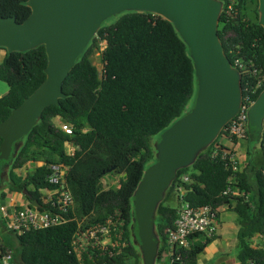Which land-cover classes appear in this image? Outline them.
<instances>
[{
    "label": "trees",
    "instance_id": "16d2710c",
    "mask_svg": "<svg viewBox=\"0 0 264 264\" xmlns=\"http://www.w3.org/2000/svg\"><path fill=\"white\" fill-rule=\"evenodd\" d=\"M257 2L238 0L231 16L221 11L218 24L226 56L232 64L239 59L244 65L240 70L242 97L250 101L264 88V30L258 23ZM29 13L27 0H0V16H14L21 22ZM100 41L104 44L101 71L92 60ZM46 64L43 45L6 53L0 62V80L7 84L0 96V122L44 80ZM62 89L66 97L58 105L46 106L22 138L4 179L6 187L19 193L26 189L28 195L22 194L44 207L41 189L55 186L48 181L49 165L68 167L67 184L74 199L68 216L88 215L91 222H104L118 209L125 219L121 239L126 244L113 257L95 251L94 261L142 264L131 229L132 194L144 169L155 160L150 139L187 111L195 94L188 47L167 19L150 12L124 11L102 22ZM63 123L71 126V133L61 128ZM227 125L192 165L177 171L159 204L155 219L159 254L167 247L166 230L173 227L181 203L187 202L192 207L211 206L217 216L222 206L235 212L239 264H264V247L252 241L257 234L264 236V166H251L249 172L241 166L236 171L228 167V158L220 157L226 149L218 142L227 136ZM246 136L255 137L253 127L246 125ZM258 143L264 146V121ZM68 144L72 153L67 152ZM216 150L218 155L212 156ZM27 163L35 166L23 175L16 171ZM107 173L121 174L117 187L103 188L101 179ZM184 175L187 181L182 180ZM178 183L184 187L182 195L175 189ZM228 186L244 195L223 194ZM76 225L70 219L60 225L25 229L14 238L0 221V233L13 249L15 264H78L71 250ZM213 238L193 234L190 246L179 249L180 264H196Z\"/></svg>",
    "mask_w": 264,
    "mask_h": 264
},
{
    "label": "water",
    "instance_id": "95a60500",
    "mask_svg": "<svg viewBox=\"0 0 264 264\" xmlns=\"http://www.w3.org/2000/svg\"><path fill=\"white\" fill-rule=\"evenodd\" d=\"M264 30V0H257ZM30 13L21 22L0 16V47L7 53L43 45L45 78L0 122V160L7 170L22 138L43 109L66 97L62 84L103 21L124 11L150 12L170 21L188 47L196 78L191 107L154 142L155 160L132 194L133 242L142 264H155L159 251L156 213L177 171L194 163L237 114L242 103L241 71L226 56L218 35L221 0H27ZM247 127L261 138L264 88L249 105ZM111 168L107 169L110 172ZM22 193L27 194V190ZM31 205L39 206L36 200Z\"/></svg>",
    "mask_w": 264,
    "mask_h": 264
},
{
    "label": "built area",
    "instance_id": "2783aa9c",
    "mask_svg": "<svg viewBox=\"0 0 264 264\" xmlns=\"http://www.w3.org/2000/svg\"><path fill=\"white\" fill-rule=\"evenodd\" d=\"M221 1L225 16H231L238 0ZM233 65L239 70L244 69V65L239 59H236ZM261 81V79L258 80L257 86L261 84ZM251 102L248 96L242 97V103L237 114L227 123L226 137L230 140L231 138L238 140L245 136L246 112ZM61 128L66 133L72 132L71 126L66 123H63ZM66 149L69 153L73 152V147L69 144ZM218 151H214L212 156H217ZM220 157L222 159L228 158V167L230 166L232 171L238 170L240 164L231 151H221ZM67 173L68 167L62 164L49 165L48 181L55 186L41 189L40 198L44 207L31 205L30 200L24 204L1 203L0 221L3 222L5 231L16 238L28 228H46L75 219L77 225L71 241V250L75 254L78 264H87V261L98 264L93 259L95 251H99L101 256L107 254L109 257H113L126 244L121 239L125 219L118 209L109 214L104 222H91L88 215L79 219L68 216V211L74 207V199L67 184ZM187 179V175L182 178L183 181H187ZM102 181L103 179H101ZM103 185L105 186L103 188L109 187L102 182ZM175 189L181 195L185 191L182 183H178ZM223 194L241 196L244 195V192L231 189L228 186ZM217 229L218 216L216 210L211 206L192 207L189 203L182 202L173 227L166 230L167 247L161 254L158 253L155 264H180L179 249L190 246L193 234L200 233L207 237H214ZM0 264H15L13 249L5 243L1 233Z\"/></svg>",
    "mask_w": 264,
    "mask_h": 264
},
{
    "label": "crops",
    "instance_id": "0c3cea01",
    "mask_svg": "<svg viewBox=\"0 0 264 264\" xmlns=\"http://www.w3.org/2000/svg\"><path fill=\"white\" fill-rule=\"evenodd\" d=\"M6 50L0 48V62L6 55ZM7 91V86L0 82V96ZM251 139L243 137L241 139L230 140L225 135H222L218 142L226 150L231 151L240 164V168H247V171L252 168L251 166H264V146L255 141L250 146ZM34 163H27L23 167H34ZM2 162L0 161V171ZM20 169H17L18 172ZM30 171V170H29ZM19 173V172H18ZM0 204L1 203H14L24 204L28 199L19 192H12L7 187L0 185ZM236 214L230 208L222 206L218 212V229L216 235L210 241L204 250L199 254L196 264H239L237 260V222ZM4 234V232H3ZM253 244L264 247V236L255 235L253 237Z\"/></svg>",
    "mask_w": 264,
    "mask_h": 264
},
{
    "label": "rangeland",
    "instance_id": "374dc122",
    "mask_svg": "<svg viewBox=\"0 0 264 264\" xmlns=\"http://www.w3.org/2000/svg\"><path fill=\"white\" fill-rule=\"evenodd\" d=\"M100 44V48H99V50H97L95 53H94V55H93V58H92V60H93V63L97 66V68H98V70L99 71H101V69H102V66H103V62H102V59H101V50L103 49V47H104V44H103V42H99ZM0 82L1 83H3V85H5V86H7V84L5 83V82H3V81H1L0 80ZM194 96H195V94H194ZM194 96L192 97V99H190V101L188 102V105H187V107H186V109H188V108H190L191 107V105H192V102H193V99H194ZM157 139V136H152V138L150 139V145H154V142H155V140ZM255 139H251V141H249L250 143V146L252 145V144H254L255 143ZM31 169H33V167H22V168H20V170L18 171L20 174H24L25 172H27V171H29V170H31ZM8 171V170H7ZM6 177H3V179H2V181H0V185L2 186V187H6V184H5V182H4V179H5ZM120 178H121V174L120 173H107L105 176H104V178H103V183H105V184H107L109 187H116V185H118L119 184V180H120ZM103 187H105L104 185H103ZM1 200V199H0ZM174 199L171 201V203H174Z\"/></svg>",
    "mask_w": 264,
    "mask_h": 264
},
{
    "label": "flooded vegetation",
    "instance_id": "af4514ba",
    "mask_svg": "<svg viewBox=\"0 0 264 264\" xmlns=\"http://www.w3.org/2000/svg\"><path fill=\"white\" fill-rule=\"evenodd\" d=\"M3 177H6V175L4 174V172H3L2 168H1V171H0V181H2Z\"/></svg>",
    "mask_w": 264,
    "mask_h": 264
}]
</instances>
